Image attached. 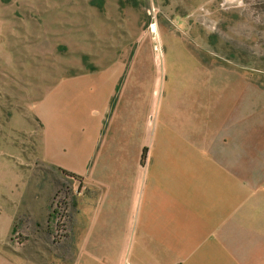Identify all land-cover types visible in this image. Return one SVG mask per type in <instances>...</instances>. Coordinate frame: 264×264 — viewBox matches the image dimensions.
<instances>
[{
    "label": "rangeland",
    "instance_id": "obj_1",
    "mask_svg": "<svg viewBox=\"0 0 264 264\" xmlns=\"http://www.w3.org/2000/svg\"><path fill=\"white\" fill-rule=\"evenodd\" d=\"M109 68L120 75L112 111L123 87H139L144 93L126 110L140 133L150 130L140 161L119 165L137 164L143 181L149 171L196 174L214 165L264 198V0H0V96L9 97L13 117L12 129L0 123V149L11 152L14 186L35 193L28 211L15 217L12 236L0 242L19 264L77 260L71 253L82 242L75 240L71 204L83 187L104 188L89 170L118 166L95 156L80 178L40 164L34 125L28 130L22 120L26 99L39 83ZM124 110L119 105L117 115ZM166 123L186 125L171 147L163 142L170 137ZM151 131L163 141L151 145Z\"/></svg>",
    "mask_w": 264,
    "mask_h": 264
},
{
    "label": "crops",
    "instance_id": "obj_2",
    "mask_svg": "<svg viewBox=\"0 0 264 264\" xmlns=\"http://www.w3.org/2000/svg\"><path fill=\"white\" fill-rule=\"evenodd\" d=\"M95 74L63 75L52 84L39 83L35 94L26 99V115H22L28 130L30 124L36 130L35 160L80 178L91 172L103 182L104 188L97 191L79 189L71 204L75 240L82 244L71 253L77 260L68 264H264L261 192L239 185L235 175L214 165L196 174L150 175L149 171L145 181L137 164L131 169L119 165L138 163L150 134L148 127L140 133L131 116L133 110H126L136 94L144 92L139 87H123L114 112L120 75L112 68ZM141 97L148 107L145 94ZM8 99L0 96V123L5 129L13 118L6 109ZM119 105L125 107L120 116L116 112ZM200 119L195 114V120ZM166 124L170 137L157 138V127L151 131V145L162 140L171 147L183 140L186 125L176 130L175 124ZM122 129L126 134H120ZM127 132L132 136L129 142ZM202 134L203 129H198L200 139ZM11 157V152L0 149V242L12 236L15 217L28 211L29 197L35 194L33 187L14 186ZM93 157L118 166L88 172ZM0 264L19 262L0 251Z\"/></svg>",
    "mask_w": 264,
    "mask_h": 264
}]
</instances>
